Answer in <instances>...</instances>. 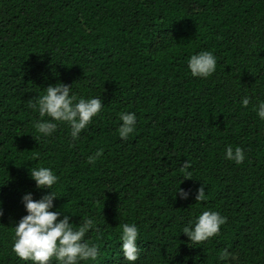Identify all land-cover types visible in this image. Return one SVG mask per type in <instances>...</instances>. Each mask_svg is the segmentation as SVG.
I'll list each match as a JSON object with an SVG mask.
<instances>
[{
	"label": "trees",
	"instance_id": "1",
	"mask_svg": "<svg viewBox=\"0 0 264 264\" xmlns=\"http://www.w3.org/2000/svg\"><path fill=\"white\" fill-rule=\"evenodd\" d=\"M200 51L217 61L206 78L187 68ZM56 83L104 105L75 141L66 123L49 137L34 127L47 117L29 102ZM260 100L264 0H0V264H32L12 243L26 214L21 197L49 191L30 178L41 166L58 176L52 210L71 214L74 226L86 216L98 226L85 237L98 257L80 264H129L123 223L138 229L131 264H264ZM120 112L136 114L126 140ZM228 145L244 151L242 162L224 158ZM201 185L205 197L196 201ZM204 210L226 222L194 243L182 229ZM224 249L230 256L219 260Z\"/></svg>",
	"mask_w": 264,
	"mask_h": 264
},
{
	"label": "clouds",
	"instance_id": "2",
	"mask_svg": "<svg viewBox=\"0 0 264 264\" xmlns=\"http://www.w3.org/2000/svg\"><path fill=\"white\" fill-rule=\"evenodd\" d=\"M216 57L211 51H200L193 54L187 61V68L193 77L206 78L216 69ZM250 103L248 96L240 100L241 106ZM38 111L41 118L35 122V130L44 137L51 136L57 129L58 123H66L70 127V136L73 141L85 129L104 106L101 97H78L71 91V85L56 83L45 87V92L35 102L28 105ZM254 110L260 120H264V100L255 104ZM121 123L118 127V135L122 140L128 139L136 127V114L134 112H120L118 116ZM102 150H97L94 155L88 157L93 162L100 157ZM224 158L235 163L244 159V151L239 147L228 145L224 150ZM189 163L185 161L181 171L185 177L190 173L185 171ZM30 178L34 180L38 189H49L39 199H33L32 193H25L21 197L25 215L14 225V237L12 251L23 261H31L32 264H80L81 261H96L99 248L96 243H90L85 239L89 231H99L96 221L91 217H84L78 226L70 222L71 214L62 215L61 211L54 208L56 194L51 191L52 186L58 181V176L48 167L33 168ZM181 199L189 195L184 189H177ZM205 197L204 186L196 190L195 200L202 201ZM0 210V215H2ZM226 222V217L218 211L204 210L200 215L190 221L182 229L190 241L199 243L219 233L220 226ZM120 253L125 261H137L140 248L137 245L138 229L133 223L120 225ZM230 256L227 249L219 253L218 259L225 260Z\"/></svg>",
	"mask_w": 264,
	"mask_h": 264
}]
</instances>
